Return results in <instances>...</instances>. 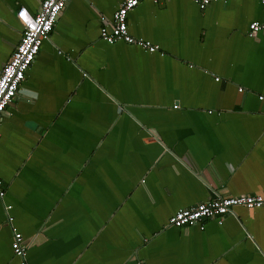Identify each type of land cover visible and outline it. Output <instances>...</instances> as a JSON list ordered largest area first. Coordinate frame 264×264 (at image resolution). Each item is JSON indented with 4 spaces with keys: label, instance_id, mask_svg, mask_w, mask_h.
<instances>
[{
    "label": "crops",
    "instance_id": "obj_1",
    "mask_svg": "<svg viewBox=\"0 0 264 264\" xmlns=\"http://www.w3.org/2000/svg\"><path fill=\"white\" fill-rule=\"evenodd\" d=\"M42 1L0 0V71ZM122 1L69 0L6 109L0 264H264V208L169 225L264 194L263 4L145 0L127 24L150 53L101 39Z\"/></svg>",
    "mask_w": 264,
    "mask_h": 264
},
{
    "label": "built area",
    "instance_id": "obj_2",
    "mask_svg": "<svg viewBox=\"0 0 264 264\" xmlns=\"http://www.w3.org/2000/svg\"><path fill=\"white\" fill-rule=\"evenodd\" d=\"M68 1L43 0L36 14L30 13L25 8H21L17 12L16 16L23 30L19 44L0 71V97H2L0 99V123L3 120L7 107L15 100L26 71L35 61L43 42L49 39L58 16L65 9ZM143 1L145 0H135V3H133L132 0H123L114 13L109 27L104 25L101 28V39L110 44L123 41L128 44L137 45L150 53L157 52L159 50L158 46L153 45L149 41L134 38L128 30V13ZM151 1L158 3L160 0ZM215 1L225 0H194L200 9H205ZM259 1L264 6V0ZM249 30L250 36L264 32V22H252ZM260 99L264 100V97L260 96ZM3 195L2 180L0 178V196L2 197ZM237 207H244L246 209L264 208V194L241 197H216L189 208H181L169 219V225L176 228L199 225L200 229L203 230L205 228V221L216 219L219 223H222L224 217L232 214ZM13 250L16 256L23 260L25 259L27 245L25 244L23 235L17 230H14Z\"/></svg>",
    "mask_w": 264,
    "mask_h": 264
},
{
    "label": "snow or ice",
    "instance_id": "obj_3",
    "mask_svg": "<svg viewBox=\"0 0 264 264\" xmlns=\"http://www.w3.org/2000/svg\"><path fill=\"white\" fill-rule=\"evenodd\" d=\"M133 3H135V0H132ZM0 99H2V97H0Z\"/></svg>",
    "mask_w": 264,
    "mask_h": 264
}]
</instances>
